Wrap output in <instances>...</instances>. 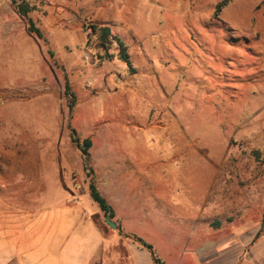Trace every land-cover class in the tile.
<instances>
[{
	"label": "rangeland",
	"instance_id": "rangeland-1",
	"mask_svg": "<svg viewBox=\"0 0 264 264\" xmlns=\"http://www.w3.org/2000/svg\"><path fill=\"white\" fill-rule=\"evenodd\" d=\"M24 2L42 40L0 0V172L56 160L77 193L92 178L107 197L104 183L118 175L121 193L157 203L126 227L153 244L164 217L184 242L180 264H198L189 254L198 245L215 241L219 251L256 235L253 255L264 261V0ZM91 26L110 29L113 60ZM113 36L133 72L116 58ZM71 131L91 141V173Z\"/></svg>",
	"mask_w": 264,
	"mask_h": 264
},
{
	"label": "crops",
	"instance_id": "crops-1",
	"mask_svg": "<svg viewBox=\"0 0 264 264\" xmlns=\"http://www.w3.org/2000/svg\"><path fill=\"white\" fill-rule=\"evenodd\" d=\"M17 169L0 172V264H154L151 253L135 238L152 247L158 264H166V256H172V264L181 263L184 242L179 232L164 229V217L157 220L159 231L153 244L144 240V234L126 227L129 219L137 218L135 210L150 206L154 211L157 203L121 193L118 175L104 183L112 187L114 197H107L98 188L116 225L115 229H106L99 221L102 213L98 206L88 200L87 187L77 193L67 170L57 168L56 160L45 163L37 159ZM57 169L60 178L55 175ZM45 190L48 193L42 194ZM159 207L168 218V203L161 200ZM259 238L239 243L232 237L219 251L217 243L210 241L189 254L198 264H264L261 257L253 255Z\"/></svg>",
	"mask_w": 264,
	"mask_h": 264
},
{
	"label": "trees",
	"instance_id": "trees-1",
	"mask_svg": "<svg viewBox=\"0 0 264 264\" xmlns=\"http://www.w3.org/2000/svg\"><path fill=\"white\" fill-rule=\"evenodd\" d=\"M11 3L14 5L16 12L26 19L27 22V31L34 35L37 39L42 40L43 35L42 32L36 27L35 23L29 18V14L33 11V8L29 7L27 4H25L24 0H11ZM226 4V1L221 2L216 6V12H218L221 8H223ZM91 33L97 35L98 41H99V47L102 48L105 52V60L111 61L113 60L114 56L108 54L107 50L108 47L105 45L107 41L111 37V31L108 27H97V26H91L90 27ZM115 48H116V58L121 61L129 71L133 72V69L131 67V63L129 60V55L127 53V48L124 45V43L116 36H113L111 38ZM51 55V54H50ZM64 95L67 100V107L70 111L73 108L74 105V95L70 90L68 81L64 80ZM70 141L71 143L80 151L81 156V162H82V168L83 171L88 173H91L89 170L88 162H89V153L88 150L91 148L92 144L89 139H83L80 140L77 136L75 131H71L70 134ZM89 177V176H87ZM88 195L90 199L98 206V209L102 213L104 217H109L110 220L113 219L114 215L113 212L108 205L105 198L100 194L97 187L94 184V180L92 178L89 179L88 182ZM264 224V215L262 218L261 226ZM258 238V235H256L255 240ZM135 240L140 243L142 246H144L152 255L154 264H158V260L156 259L154 252L152 250V247L150 245H147L143 243L140 239L135 238Z\"/></svg>",
	"mask_w": 264,
	"mask_h": 264
},
{
	"label": "water",
	"instance_id": "water-1",
	"mask_svg": "<svg viewBox=\"0 0 264 264\" xmlns=\"http://www.w3.org/2000/svg\"><path fill=\"white\" fill-rule=\"evenodd\" d=\"M105 224L111 228V229H115L116 225L109 219V217H105Z\"/></svg>",
	"mask_w": 264,
	"mask_h": 264
}]
</instances>
